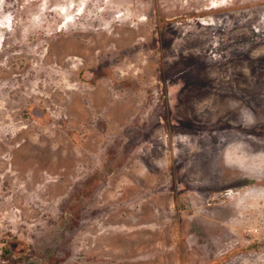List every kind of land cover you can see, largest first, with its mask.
I'll use <instances>...</instances> for the list:
<instances>
[{"label": "rangeland", "instance_id": "1", "mask_svg": "<svg viewBox=\"0 0 264 264\" xmlns=\"http://www.w3.org/2000/svg\"><path fill=\"white\" fill-rule=\"evenodd\" d=\"M0 264H264V0H0Z\"/></svg>", "mask_w": 264, "mask_h": 264}]
</instances>
